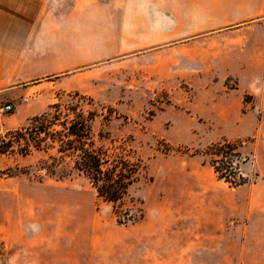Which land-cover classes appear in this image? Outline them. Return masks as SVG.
Here are the masks:
<instances>
[{
  "label": "rangeland",
  "instance_id": "1",
  "mask_svg": "<svg viewBox=\"0 0 264 264\" xmlns=\"http://www.w3.org/2000/svg\"><path fill=\"white\" fill-rule=\"evenodd\" d=\"M146 1L139 23L160 27L166 12L170 45L247 25V79L216 76L209 53L169 72L128 54L99 65L109 64L97 90H57L54 102L95 112L97 147L140 160L119 202L99 197L56 147L27 148L3 128L13 141L0 152V264H264V0ZM7 103L0 117L14 111ZM223 140L242 141L236 186L205 154Z\"/></svg>",
  "mask_w": 264,
  "mask_h": 264
},
{
  "label": "crops",
  "instance_id": "2",
  "mask_svg": "<svg viewBox=\"0 0 264 264\" xmlns=\"http://www.w3.org/2000/svg\"><path fill=\"white\" fill-rule=\"evenodd\" d=\"M113 3L0 0V102L14 106L18 101L11 114L0 117V132L19 128L29 117L46 111L57 90H97V76L109 64L99 65L115 58L123 63L128 54L134 62L147 59L150 69L162 65L163 71L169 72L172 63L185 64L187 57L199 63L209 53L217 61L212 71L216 76L247 79V25L230 32L234 38L170 45L164 37L171 23L166 12L161 15L160 27H151L140 24L138 18L140 13L152 11L149 1ZM125 14L130 18H123ZM204 40L210 44L209 50H203ZM225 61L227 67L222 65ZM195 75L202 77L203 73L196 70Z\"/></svg>",
  "mask_w": 264,
  "mask_h": 264
},
{
  "label": "trees",
  "instance_id": "3",
  "mask_svg": "<svg viewBox=\"0 0 264 264\" xmlns=\"http://www.w3.org/2000/svg\"><path fill=\"white\" fill-rule=\"evenodd\" d=\"M95 116L92 110H77L54 102L43 113L29 118L27 126L11 129L7 135L19 138L18 141L25 140L27 148L32 140L33 146L38 149L50 145L56 147L60 153L59 159L67 157L71 169L86 175L99 197L119 202L136 180L141 163L139 159H131L128 154L117 152L116 149L111 151L95 145L92 131ZM4 138L0 136V152H5L13 141ZM241 145V140H223L211 144L205 150V154L212 157V165L219 178L233 186L244 182L241 176L239 180L234 177L239 167L234 161L240 160Z\"/></svg>",
  "mask_w": 264,
  "mask_h": 264
},
{
  "label": "built area",
  "instance_id": "4",
  "mask_svg": "<svg viewBox=\"0 0 264 264\" xmlns=\"http://www.w3.org/2000/svg\"><path fill=\"white\" fill-rule=\"evenodd\" d=\"M24 100L27 101L28 98H24ZM13 109H14V106L11 103H7L3 107H1V110L3 112H11Z\"/></svg>",
  "mask_w": 264,
  "mask_h": 264
}]
</instances>
